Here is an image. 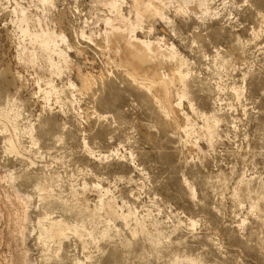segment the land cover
Instances as JSON below:
<instances>
[{
  "label": "rangeland",
  "instance_id": "rangeland-1",
  "mask_svg": "<svg viewBox=\"0 0 264 264\" xmlns=\"http://www.w3.org/2000/svg\"><path fill=\"white\" fill-rule=\"evenodd\" d=\"M0 264H264V0H0Z\"/></svg>",
  "mask_w": 264,
  "mask_h": 264
},
{
  "label": "bare ground",
  "instance_id": "bare-ground-1",
  "mask_svg": "<svg viewBox=\"0 0 264 264\" xmlns=\"http://www.w3.org/2000/svg\"><path fill=\"white\" fill-rule=\"evenodd\" d=\"M119 35V34H118ZM121 36H122V34H120ZM117 38V37H116ZM118 38H119V36H118ZM121 38V37H120ZM122 40V39H121ZM124 40H125V38H124ZM124 40H122L123 42V45H124ZM126 41V40H125ZM128 42V41H127ZM130 47H133L132 46V44H129V42L128 43H125V48L126 49H128V48H130ZM140 48V47H139ZM151 56V55H150ZM152 58V57H151ZM159 86H160V89L162 90V91H164L165 93L164 94H166V86H165V84H164V82H160L159 83Z\"/></svg>",
  "mask_w": 264,
  "mask_h": 264
}]
</instances>
